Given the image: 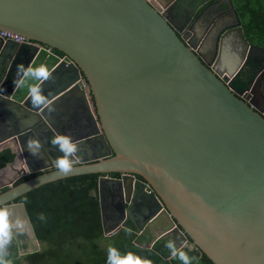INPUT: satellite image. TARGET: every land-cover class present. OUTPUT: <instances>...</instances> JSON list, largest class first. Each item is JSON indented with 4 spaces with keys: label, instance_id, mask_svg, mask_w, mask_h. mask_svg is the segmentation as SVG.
<instances>
[{
    "label": "water",
    "instance_id": "1",
    "mask_svg": "<svg viewBox=\"0 0 264 264\" xmlns=\"http://www.w3.org/2000/svg\"><path fill=\"white\" fill-rule=\"evenodd\" d=\"M205 1L158 9L149 0H0V29L26 38L0 39V109L13 120L0 145L11 140L24 156L18 177L39 172L0 186H8L0 214L10 231L34 243L20 254L40 243L15 199L98 173L104 234L130 221L215 264H264V117L223 78L237 79V66L264 48L236 24L218 37L219 67L205 64L179 35ZM236 37L244 50L222 61ZM57 71L70 75L46 94ZM67 99L82 113L74 130L56 116Z\"/></svg>",
    "mask_w": 264,
    "mask_h": 264
},
{
    "label": "trees",
    "instance_id": "2",
    "mask_svg": "<svg viewBox=\"0 0 264 264\" xmlns=\"http://www.w3.org/2000/svg\"><path fill=\"white\" fill-rule=\"evenodd\" d=\"M231 1L245 37L261 45L264 42V0ZM54 51L63 55L57 49ZM14 159L11 147L1 148L0 170ZM36 174L22 175L13 184ZM98 177V173L73 175L45 183L17 197L15 202H23L26 207L40 248L20 254L24 244L14 237L0 214V264H215L196 246L185 245L175 251V242L170 237H161L151 246L152 235L138 233L131 222L106 236L98 198ZM7 188L2 187L0 192Z\"/></svg>",
    "mask_w": 264,
    "mask_h": 264
},
{
    "label": "flooded vegetation",
    "instance_id": "3",
    "mask_svg": "<svg viewBox=\"0 0 264 264\" xmlns=\"http://www.w3.org/2000/svg\"><path fill=\"white\" fill-rule=\"evenodd\" d=\"M149 1L158 9H164L172 0ZM182 17L179 20H183L184 18L182 19ZM236 24L241 25V22L231 0H207L196 10L188 26L179 35L196 49L205 64L219 67V62L221 61L219 60L217 64L215 63L218 56V48H216L219 40L218 37L226 28ZM247 41L250 45H259L248 39ZM243 50V45L236 37L235 44L223 45L221 60L223 61L225 56V59L234 62L238 54ZM236 73L237 79L223 73L225 82L229 83L240 94L243 100L255 104L264 117V53L252 52L250 61L237 66ZM105 235L107 236V234ZM29 245H31L30 240L27 242V248H30Z\"/></svg>",
    "mask_w": 264,
    "mask_h": 264
},
{
    "label": "crops",
    "instance_id": "4",
    "mask_svg": "<svg viewBox=\"0 0 264 264\" xmlns=\"http://www.w3.org/2000/svg\"><path fill=\"white\" fill-rule=\"evenodd\" d=\"M7 56H9V55H7ZM10 58H11V55H10ZM64 74H65V76H67L68 74L70 75V73H68L67 71H65V72H60V71L53 72V75L51 77L52 81H50V83H48L47 86L45 85L43 92H45L47 94L50 91L57 92L58 90H60L61 86H62L61 80L64 78ZM70 100L72 101L73 98L70 97ZM65 103L66 104H62L61 110L56 111V116L60 117V120L63 122L64 125L71 124L70 126L72 129H70V130H74V128L76 127V123L81 122V114L82 113H80V115L77 117L78 105L76 104V101H73L71 103L67 99V100H65ZM11 120H12V117L7 115L5 112H3L0 109V132H2L3 130H7L5 123L8 121H11ZM0 134L2 135L3 132ZM6 146L11 147L12 150L15 152V159L13 162L7 164L4 168H2L0 170V186L11 183L19 175L22 174V171L24 169H26V161H25L24 156L21 153L17 154L16 148H15V146L12 145L11 140H7L3 144H1L0 149L3 147H6ZM146 232H149L151 234V231H146ZM158 232L159 231H157L155 233H158ZM151 235H152V237H154L153 234H151ZM168 237H170V236H168ZM170 238L174 241L172 236ZM152 243H154L153 238H152Z\"/></svg>",
    "mask_w": 264,
    "mask_h": 264
},
{
    "label": "built area",
    "instance_id": "5",
    "mask_svg": "<svg viewBox=\"0 0 264 264\" xmlns=\"http://www.w3.org/2000/svg\"><path fill=\"white\" fill-rule=\"evenodd\" d=\"M0 39L3 40H12L15 42H22L25 41L26 38L16 32L10 31V30H5V29H0Z\"/></svg>",
    "mask_w": 264,
    "mask_h": 264
},
{
    "label": "rangeland",
    "instance_id": "6",
    "mask_svg": "<svg viewBox=\"0 0 264 264\" xmlns=\"http://www.w3.org/2000/svg\"><path fill=\"white\" fill-rule=\"evenodd\" d=\"M260 46L264 48V42ZM18 236H19L21 245L24 244V247L22 249L23 250H25V248L27 249V242L28 240H30V234L24 233V231L20 229ZM32 245H34V243H32Z\"/></svg>",
    "mask_w": 264,
    "mask_h": 264
}]
</instances>
